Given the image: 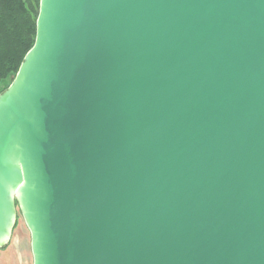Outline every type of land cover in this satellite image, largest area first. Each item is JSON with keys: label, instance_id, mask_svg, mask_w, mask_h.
I'll return each mask as SVG.
<instances>
[{"label": "water", "instance_id": "water-1", "mask_svg": "<svg viewBox=\"0 0 264 264\" xmlns=\"http://www.w3.org/2000/svg\"><path fill=\"white\" fill-rule=\"evenodd\" d=\"M0 94V248L33 264H264V0H40Z\"/></svg>", "mask_w": 264, "mask_h": 264}, {"label": "trees", "instance_id": "trees-1", "mask_svg": "<svg viewBox=\"0 0 264 264\" xmlns=\"http://www.w3.org/2000/svg\"><path fill=\"white\" fill-rule=\"evenodd\" d=\"M39 8L40 0H0V94L35 43Z\"/></svg>", "mask_w": 264, "mask_h": 264}, {"label": "rangeland", "instance_id": "rangeland-1", "mask_svg": "<svg viewBox=\"0 0 264 264\" xmlns=\"http://www.w3.org/2000/svg\"><path fill=\"white\" fill-rule=\"evenodd\" d=\"M3 84L0 85V90ZM0 264H33L30 231L19 206L10 241L0 248Z\"/></svg>", "mask_w": 264, "mask_h": 264}, {"label": "flooded vegetation", "instance_id": "flooded-vegetation-1", "mask_svg": "<svg viewBox=\"0 0 264 264\" xmlns=\"http://www.w3.org/2000/svg\"><path fill=\"white\" fill-rule=\"evenodd\" d=\"M18 206V204H16Z\"/></svg>", "mask_w": 264, "mask_h": 264}]
</instances>
